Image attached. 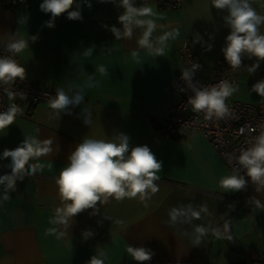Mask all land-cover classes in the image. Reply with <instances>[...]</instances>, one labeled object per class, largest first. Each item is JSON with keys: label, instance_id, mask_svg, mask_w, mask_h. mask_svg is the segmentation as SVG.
<instances>
[{"label": "crops", "instance_id": "1", "mask_svg": "<svg viewBox=\"0 0 264 264\" xmlns=\"http://www.w3.org/2000/svg\"><path fill=\"white\" fill-rule=\"evenodd\" d=\"M42 2L26 0L16 7H0V41L7 48L11 42L25 40V49L17 54L25 77L45 88H63L69 97L82 90L84 101L69 105L71 114L62 112L59 119L54 118L48 103L33 105L13 99L7 103V109L15 104L23 115H18L6 132H0V154L6 148H16L28 136L50 139L52 151L31 160L33 166L40 167L17 181V190L10 192L8 200L0 199V264H87L100 249L107 253L105 264H137L129 247L154 252L144 264H264V191L256 192L245 170L240 173L248 180L245 190L221 189L219 180L231 172L200 132L160 136L168 107L179 99L173 77L180 69L178 49L182 40L187 39L201 65L196 76L208 78L217 60L224 58L221 49L230 31L223 19L227 10L215 9L210 0H179L171 8L135 4L152 7L164 17L155 20L151 39L156 47L161 46L157 37L179 33L168 42L165 55L156 56L138 44L147 27L133 26L131 39L115 38L111 27L123 32L118 21L123 12L119 0H87L91 8L85 0H75L72 10L79 5L82 19L69 20L62 14L52 28L45 26L50 14L40 10ZM253 7L264 14V0H255ZM260 31L264 33V25ZM89 47H93L90 57L84 55ZM135 51L137 57L133 56ZM255 62V58L244 55L234 84L239 91L231 99L264 102L251 90L254 83L264 79V61L255 73L248 71ZM100 68H106L108 75L101 76ZM97 81L99 86H90ZM85 107L91 110L94 121L90 127L83 123ZM120 133L128 135L133 147L147 145L162 161L156 182L159 191L147 201V207L139 197L111 199L98 205L95 215L88 209L75 216L68 235L46 234L56 227L50 223L55 209L62 206L56 180L67 167L71 152L85 136L115 140ZM9 163L10 158L0 160V175L11 172L6 166ZM188 204L197 210L206 205L208 211H202L199 219L188 222L182 217L172 224L169 210ZM196 225L223 235L218 237L210 231L201 246L193 247ZM84 231H92L93 236L84 239ZM226 235L245 243L247 250L228 247Z\"/></svg>", "mask_w": 264, "mask_h": 264}, {"label": "clouds", "instance_id": "2", "mask_svg": "<svg viewBox=\"0 0 264 264\" xmlns=\"http://www.w3.org/2000/svg\"><path fill=\"white\" fill-rule=\"evenodd\" d=\"M74 2L75 0H43L40 10L50 14V19L45 21V26L54 27L56 18L62 14H66L69 20L82 19L78 10L79 5H77V10H72ZM85 2L91 8V3L87 0ZM100 2L115 3V0H100ZM210 2L215 9L227 10V15L223 19L230 31L225 37V46L221 51L230 69L235 71L241 68L242 58L247 55L248 59L255 58L256 60L248 67L249 72L255 73L260 67V62L264 61V33L260 31V27L264 25V14H260L253 7L255 0H210ZM119 6L123 8L122 14L118 16L123 32L115 26L111 27L115 38L117 40L122 37L131 39L133 26L147 27V31L138 41L140 48L149 54L164 56L168 42L174 40L179 33L167 32L157 37L161 46L156 47L151 39L152 32L156 29L155 20L164 17L152 7H137L135 0H119ZM142 17L149 18L143 19ZM31 39L35 41L37 37L33 36ZM26 43L22 39L11 42L7 45V51L13 55L19 54L25 49ZM208 50H211V45L208 46ZM92 52L93 47H89L84 55L90 57ZM133 56L137 57L138 52H133ZM199 68V64H193L190 69H184L181 74L194 92V96L188 101L193 112H203L207 120H213V118L222 120L226 116H232L227 100L239 91V86L228 80H221L218 84L196 88L191 81L195 71ZM99 73L101 76L108 75L106 68H100ZM25 76V68L16 59L11 56L0 57V84L15 83L17 78L23 81ZM90 86H99V82ZM251 90L264 98V79L254 83ZM6 92L9 99L14 98L13 92L7 89ZM83 101L82 90L73 97H69L63 88L58 87L55 95L49 99L48 106L54 113V118L59 119L62 112L71 114L68 110L69 105L76 106ZM83 111L86 113L83 123L90 127L94 123L91 110L85 107ZM18 115H23V111L15 104L7 111L0 112V132H6L9 126L15 123ZM51 144L50 139L37 140L35 137L28 136L16 148L3 150L0 160L10 158V163L6 166L11 169V172L0 175V186H3L0 199L8 200L10 192L17 190V181H23L26 175H31L36 167H40L38 164L33 166L30 161L52 151ZM56 150L58 151V146ZM236 160L245 170L248 179L256 186V192L264 191V131L254 138L250 147L240 150ZM162 167V161L156 158L147 145L131 146L128 135L124 133H120L115 140L85 136L69 155L67 167L61 170L56 180L62 206L55 209V214L50 219V223L56 227L48 229L46 234L59 232V236L68 235L67 230L71 227L75 216L88 209H91L92 214L95 215L99 211L98 205H105L111 199L122 201L128 197H139L147 207V201L159 191V185L156 182L159 181L160 176L157 173L162 171ZM247 183L248 180L244 175L232 171L231 174L219 180V187L225 192H239L246 189ZM256 203L260 206L259 200ZM202 211H208L206 205H202L200 210H197L188 204L171 208L168 217L172 224L180 221L182 217L190 222L192 219H199ZM210 231L213 230L204 225H196L195 235L191 241L192 246H201L203 238ZM213 234L218 237L223 235L215 231ZM82 235L84 239H88L93 236V232L84 231ZM128 252L137 264L150 261L154 255L152 250L144 247H129ZM106 260L107 253L100 249L87 264H105Z\"/></svg>", "mask_w": 264, "mask_h": 264}, {"label": "built area", "instance_id": "3", "mask_svg": "<svg viewBox=\"0 0 264 264\" xmlns=\"http://www.w3.org/2000/svg\"><path fill=\"white\" fill-rule=\"evenodd\" d=\"M25 1L0 0V6L15 7L24 4ZM137 3H156L162 8H171L177 5L179 0H135V4ZM9 56L19 63L18 55H13L7 51V48L0 41V57ZM178 56L180 69L174 74L173 84L179 90V99L168 107L169 114L164 121L160 136L172 138L180 131H198L209 140L229 171L231 173L236 171L240 174L244 169L240 167L236 157L241 149L250 147L254 138L264 131V127H260V125H264V102L250 103L228 98L227 104L233 115L226 116L222 120L216 118L207 120L203 112H193L188 101L190 97L194 96V92L189 86V82L185 81L181 75L184 69H190L193 64L200 65L187 39L182 40L178 49ZM200 68L195 71L191 81L196 88L218 84L221 80H228L233 84L237 81L238 69L235 71L230 69L224 58L217 60L212 75L204 78V80L196 76ZM6 89L13 92V100H24L33 105L48 103L56 92L51 88L33 83L26 77L23 81L17 78L15 83L9 85L0 84V112L7 111V103L10 101Z\"/></svg>", "mask_w": 264, "mask_h": 264}, {"label": "water", "instance_id": "4", "mask_svg": "<svg viewBox=\"0 0 264 264\" xmlns=\"http://www.w3.org/2000/svg\"><path fill=\"white\" fill-rule=\"evenodd\" d=\"M228 237H231V239H228ZM225 242L227 243L228 247H230L236 251L245 252L247 250L245 243L238 241L232 235H226Z\"/></svg>", "mask_w": 264, "mask_h": 264}, {"label": "trees", "instance_id": "5", "mask_svg": "<svg viewBox=\"0 0 264 264\" xmlns=\"http://www.w3.org/2000/svg\"><path fill=\"white\" fill-rule=\"evenodd\" d=\"M246 262V261H245ZM245 262H241V263H234V264H245ZM259 264H261V263H259Z\"/></svg>", "mask_w": 264, "mask_h": 264}, {"label": "rangeland", "instance_id": "6", "mask_svg": "<svg viewBox=\"0 0 264 264\" xmlns=\"http://www.w3.org/2000/svg\"><path fill=\"white\" fill-rule=\"evenodd\" d=\"M0 7H4V8H6L5 6H0ZM16 7V6H15ZM9 8V7H8Z\"/></svg>", "mask_w": 264, "mask_h": 264}]
</instances>
